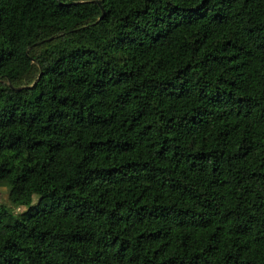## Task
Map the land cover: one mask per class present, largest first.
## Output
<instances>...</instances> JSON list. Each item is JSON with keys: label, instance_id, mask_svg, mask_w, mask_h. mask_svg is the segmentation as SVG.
Wrapping results in <instances>:
<instances>
[{"label": "trees", "instance_id": "1", "mask_svg": "<svg viewBox=\"0 0 264 264\" xmlns=\"http://www.w3.org/2000/svg\"><path fill=\"white\" fill-rule=\"evenodd\" d=\"M0 186V264H264V0H0Z\"/></svg>", "mask_w": 264, "mask_h": 264}, {"label": "rangeland", "instance_id": "2", "mask_svg": "<svg viewBox=\"0 0 264 264\" xmlns=\"http://www.w3.org/2000/svg\"><path fill=\"white\" fill-rule=\"evenodd\" d=\"M6 189L2 186H0V204L4 205L5 207H9L10 210L13 213L20 212L24 207L23 206H18V207H13L9 204L7 197H6ZM36 199L35 195L32 196V201L34 202Z\"/></svg>", "mask_w": 264, "mask_h": 264}, {"label": "water", "instance_id": "3", "mask_svg": "<svg viewBox=\"0 0 264 264\" xmlns=\"http://www.w3.org/2000/svg\"><path fill=\"white\" fill-rule=\"evenodd\" d=\"M17 89V88H16Z\"/></svg>", "mask_w": 264, "mask_h": 264}]
</instances>
